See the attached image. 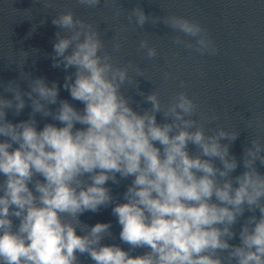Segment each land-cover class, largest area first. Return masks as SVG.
Listing matches in <instances>:
<instances>
[{"label": "clouds", "instance_id": "1", "mask_svg": "<svg viewBox=\"0 0 264 264\" xmlns=\"http://www.w3.org/2000/svg\"><path fill=\"white\" fill-rule=\"evenodd\" d=\"M75 4L98 9L101 0ZM103 9L120 25L107 41L99 24L72 9L52 20L60 29L52 66L66 71L63 88L82 108L60 98L58 82L23 72L24 51L15 63L27 90L17 80L0 82V264H84L81 257L92 264H264V137L249 133L237 157L231 148L241 130L202 109L187 81L166 96L176 77L161 70L159 86L145 94L138 78L154 84L148 69L124 60L130 29L143 34L137 51L144 59L159 57L146 24L162 22L175 34L169 67L179 50L217 56L216 42L196 19L127 10L119 0H103ZM29 107L27 119L8 118ZM37 116L52 122L40 127ZM261 127L259 116L246 120V130ZM125 181L114 194L112 185ZM104 208L120 226V243H105L117 239L111 221L81 220Z\"/></svg>", "mask_w": 264, "mask_h": 264}]
</instances>
